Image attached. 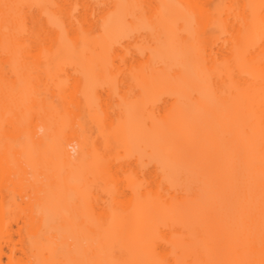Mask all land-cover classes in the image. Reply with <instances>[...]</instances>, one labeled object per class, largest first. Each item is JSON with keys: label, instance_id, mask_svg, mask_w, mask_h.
<instances>
[{"label": "bare ground", "instance_id": "1", "mask_svg": "<svg viewBox=\"0 0 264 264\" xmlns=\"http://www.w3.org/2000/svg\"><path fill=\"white\" fill-rule=\"evenodd\" d=\"M0 264H264V0H0Z\"/></svg>", "mask_w": 264, "mask_h": 264}, {"label": "rangeland", "instance_id": "2", "mask_svg": "<svg viewBox=\"0 0 264 264\" xmlns=\"http://www.w3.org/2000/svg\"><path fill=\"white\" fill-rule=\"evenodd\" d=\"M105 95H106V94H104V93H103V95H102V96H104V97L106 98V96H105ZM17 199H19V201H18V202H20V201H21V200H20V198H18V197H17ZM13 226H14V228H16V225H13Z\"/></svg>", "mask_w": 264, "mask_h": 264}]
</instances>
